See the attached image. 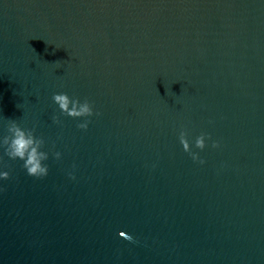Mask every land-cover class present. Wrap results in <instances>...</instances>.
Here are the masks:
<instances>
[{"label": "water", "instance_id": "obj_1", "mask_svg": "<svg viewBox=\"0 0 264 264\" xmlns=\"http://www.w3.org/2000/svg\"><path fill=\"white\" fill-rule=\"evenodd\" d=\"M12 121L49 172L0 148V264H264V0H0Z\"/></svg>", "mask_w": 264, "mask_h": 264}, {"label": "clouds", "instance_id": "obj_2", "mask_svg": "<svg viewBox=\"0 0 264 264\" xmlns=\"http://www.w3.org/2000/svg\"><path fill=\"white\" fill-rule=\"evenodd\" d=\"M53 102L58 105L61 114L73 119L87 118L94 115L91 104L84 100L80 102L78 99L70 98L67 94H54L52 97ZM99 115V113H95ZM53 122L59 123L58 117L53 116ZM90 121L85 119L78 127L82 130H87ZM180 143L185 152H190V145L185 138V133L180 134ZM44 140L38 138L33 130H26L21 128L15 121H12L7 127V135L0 138V148L3 149V154L10 160H19L23 164L27 175L41 178L46 177L49 172V167L46 163L49 159V154L43 151ZM196 148L203 150L205 147V136H199L195 141ZM213 148L218 147V144L213 142ZM194 161L199 160L201 164L204 163L200 160L198 155L191 153ZM54 158L59 160L61 158L60 152L54 153ZM70 178L75 179L70 173ZM9 172L4 171L0 166V179H7Z\"/></svg>", "mask_w": 264, "mask_h": 264}, {"label": "snow or ice", "instance_id": "obj_3", "mask_svg": "<svg viewBox=\"0 0 264 264\" xmlns=\"http://www.w3.org/2000/svg\"><path fill=\"white\" fill-rule=\"evenodd\" d=\"M120 235H121V236H124V235H125V233H124V232H121V233H120Z\"/></svg>", "mask_w": 264, "mask_h": 264}]
</instances>
